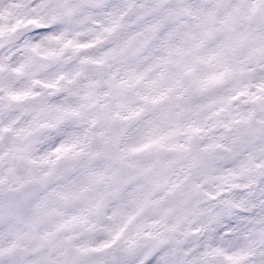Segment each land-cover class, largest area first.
Returning <instances> with one entry per match:
<instances>
[{"label":"clouds","instance_id":"9594fccd","mask_svg":"<svg viewBox=\"0 0 264 264\" xmlns=\"http://www.w3.org/2000/svg\"><path fill=\"white\" fill-rule=\"evenodd\" d=\"M23 2L0 20V264H264V0Z\"/></svg>","mask_w":264,"mask_h":264},{"label":"snow or ice","instance_id":"6c2138e0","mask_svg":"<svg viewBox=\"0 0 264 264\" xmlns=\"http://www.w3.org/2000/svg\"><path fill=\"white\" fill-rule=\"evenodd\" d=\"M94 2L97 6H103L107 2V0H94ZM26 7L27 5L26 3L23 2V0H12L11 4L7 8L0 9V20L4 19L6 16L8 17L19 16L22 10L26 9ZM61 7L64 10L63 14L68 17L75 15L77 11L79 10V5L73 4L71 2H66ZM115 9L121 15L125 14L128 10H133V9L139 10V13H140L139 18L141 19L152 14V12L154 11V8L152 7L150 3L147 2V0H123L122 3L115 4ZM183 10L187 11L188 9H183ZM106 31L111 33L113 29L108 28L106 29ZM68 45H72L76 49L88 46V45H83V44H76L72 40H69L67 42V45L65 46L67 47ZM148 146H149L148 144H145L142 147L146 148ZM136 150L139 151V149H136ZM120 235L121 233L117 232L114 237L113 242H115V240H118L120 238ZM82 251H87V249H82Z\"/></svg>","mask_w":264,"mask_h":264}]
</instances>
